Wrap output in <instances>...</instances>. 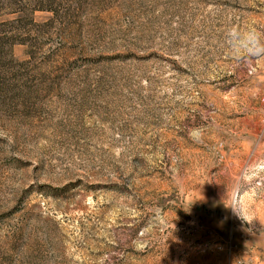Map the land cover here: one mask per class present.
I'll return each instance as SVG.
<instances>
[{
  "label": "rangeland",
  "instance_id": "rangeland-1",
  "mask_svg": "<svg viewBox=\"0 0 264 264\" xmlns=\"http://www.w3.org/2000/svg\"><path fill=\"white\" fill-rule=\"evenodd\" d=\"M28 1L0 0V264H264V0Z\"/></svg>",
  "mask_w": 264,
  "mask_h": 264
},
{
  "label": "trees",
  "instance_id": "trees-1",
  "mask_svg": "<svg viewBox=\"0 0 264 264\" xmlns=\"http://www.w3.org/2000/svg\"><path fill=\"white\" fill-rule=\"evenodd\" d=\"M28 2L32 3L33 6L36 7V9L34 8V10L48 11L55 16L58 15L60 13V10L62 9L61 2H58L56 0H29Z\"/></svg>",
  "mask_w": 264,
  "mask_h": 264
}]
</instances>
